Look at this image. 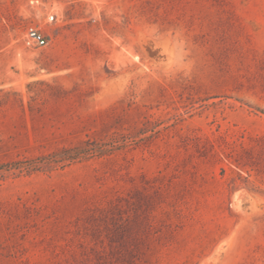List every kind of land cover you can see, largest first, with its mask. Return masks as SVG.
I'll list each match as a JSON object with an SVG mask.
<instances>
[{"label":"rangeland","instance_id":"1","mask_svg":"<svg viewBox=\"0 0 264 264\" xmlns=\"http://www.w3.org/2000/svg\"><path fill=\"white\" fill-rule=\"evenodd\" d=\"M0 264H264V0H0Z\"/></svg>","mask_w":264,"mask_h":264},{"label":"built area","instance_id":"2","mask_svg":"<svg viewBox=\"0 0 264 264\" xmlns=\"http://www.w3.org/2000/svg\"><path fill=\"white\" fill-rule=\"evenodd\" d=\"M51 18H54V15H51ZM25 42L29 47L44 46L48 43V39L39 28L29 26L26 29Z\"/></svg>","mask_w":264,"mask_h":264}]
</instances>
